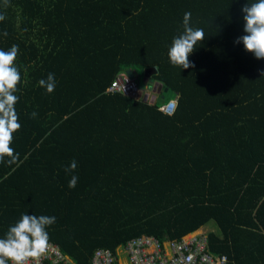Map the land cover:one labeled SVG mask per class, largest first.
<instances>
[{
  "label": "trees",
  "instance_id": "trees-1",
  "mask_svg": "<svg viewBox=\"0 0 264 264\" xmlns=\"http://www.w3.org/2000/svg\"><path fill=\"white\" fill-rule=\"evenodd\" d=\"M248 2L0 0V50L18 45L21 74L20 162L0 163V237L22 214L47 215L49 240L77 264L141 236L191 234L228 264H264V60L236 43ZM186 12L206 39L181 69L168 50ZM136 67L161 91L107 90ZM49 73L51 94L39 85Z\"/></svg>",
  "mask_w": 264,
  "mask_h": 264
},
{
  "label": "clouds",
  "instance_id": "clouds-1",
  "mask_svg": "<svg viewBox=\"0 0 264 264\" xmlns=\"http://www.w3.org/2000/svg\"><path fill=\"white\" fill-rule=\"evenodd\" d=\"M8 5V0H4ZM245 35L237 38L236 43H242L244 50L252 53L258 60H264V0H254L242 7ZM5 16L0 14V21ZM7 36V31L3 32ZM206 35L203 29L191 26V13L183 17V32L173 38L168 50L172 65L181 69L194 67L190 55L195 51L198 42H203ZM18 45H12L7 51L0 50V163L8 165L20 162L19 153L12 147L14 133L20 128L19 116L15 105L19 97L16 95L21 82V74L16 65ZM264 75V73H262ZM39 85L51 94L56 87L55 76L49 73L46 79H41ZM36 112L31 113L35 118ZM7 158V159H5ZM78 162L72 160L64 168L66 174L74 173ZM79 177L71 175L69 188H75ZM56 222V217L47 215L22 214L20 219L11 225L5 235L0 237V264H29L39 261L49 247L47 229Z\"/></svg>",
  "mask_w": 264,
  "mask_h": 264
},
{
  "label": "built area",
  "instance_id": "built-area-1",
  "mask_svg": "<svg viewBox=\"0 0 264 264\" xmlns=\"http://www.w3.org/2000/svg\"><path fill=\"white\" fill-rule=\"evenodd\" d=\"M110 92H122L135 98L141 97L139 85L128 73L119 74L107 89ZM175 100L163 109L173 110ZM208 241L203 234H191L181 240L161 242L155 236H141L130 240L114 252L110 248H98L90 264H122L119 251H126L130 264H228V256H214L207 250ZM29 264H77L66 254L61 245L49 240V247L39 261Z\"/></svg>",
  "mask_w": 264,
  "mask_h": 264
},
{
  "label": "rangeland",
  "instance_id": "rangeland-1",
  "mask_svg": "<svg viewBox=\"0 0 264 264\" xmlns=\"http://www.w3.org/2000/svg\"><path fill=\"white\" fill-rule=\"evenodd\" d=\"M135 69H136V80L139 82V88L142 91V94L145 95L146 93H150L151 96H154V93H153V84L154 83H152L151 81H149V82L145 81L144 69H142L141 67H136ZM165 94L167 97H170L172 95V92L168 91V92H165ZM173 100L174 99L170 100L169 103ZM169 103H166V104L168 105ZM174 103H177V101L175 100ZM216 229H217L216 224L214 222H212V223L208 224L207 226H205L202 231L208 232V231H213ZM119 258H120V261L122 262V264H130L129 257H128V255H126V251H123L122 249H120Z\"/></svg>",
  "mask_w": 264,
  "mask_h": 264
},
{
  "label": "water",
  "instance_id": "water-1",
  "mask_svg": "<svg viewBox=\"0 0 264 264\" xmlns=\"http://www.w3.org/2000/svg\"><path fill=\"white\" fill-rule=\"evenodd\" d=\"M128 73L133 79L135 78V73H134V70L132 68L128 69ZM150 77H151V74L149 72V69H145V81L148 82ZM161 89H162V84L161 83L156 82L153 85V91L160 92ZM147 98H148V94H146V98L145 99H147ZM152 99H154V97Z\"/></svg>",
  "mask_w": 264,
  "mask_h": 264
},
{
  "label": "crops",
  "instance_id": "crops-1",
  "mask_svg": "<svg viewBox=\"0 0 264 264\" xmlns=\"http://www.w3.org/2000/svg\"><path fill=\"white\" fill-rule=\"evenodd\" d=\"M146 94H148V96L150 95V93H146ZM146 94H145V95H146Z\"/></svg>",
  "mask_w": 264,
  "mask_h": 264
}]
</instances>
